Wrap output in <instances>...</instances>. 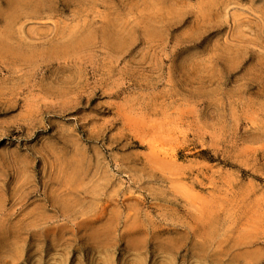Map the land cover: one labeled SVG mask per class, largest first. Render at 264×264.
<instances>
[{
    "label": "rangeland",
    "instance_id": "obj_1",
    "mask_svg": "<svg viewBox=\"0 0 264 264\" xmlns=\"http://www.w3.org/2000/svg\"><path fill=\"white\" fill-rule=\"evenodd\" d=\"M0 264H264V0H0Z\"/></svg>",
    "mask_w": 264,
    "mask_h": 264
}]
</instances>
